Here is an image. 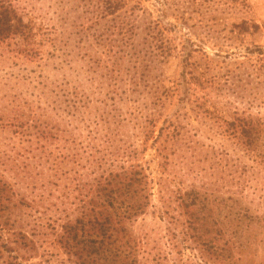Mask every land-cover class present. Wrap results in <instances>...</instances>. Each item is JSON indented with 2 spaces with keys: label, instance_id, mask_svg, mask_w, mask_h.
Segmentation results:
<instances>
[{
  "label": "rangeland",
  "instance_id": "rangeland-1",
  "mask_svg": "<svg viewBox=\"0 0 264 264\" xmlns=\"http://www.w3.org/2000/svg\"><path fill=\"white\" fill-rule=\"evenodd\" d=\"M140 1L148 19L159 21L165 39L174 46L172 57L182 58L181 43L186 44L187 39L190 61L202 70L206 68L199 85L186 73L185 79L192 83L182 104L175 105L183 90V62L169 61L155 67L151 73L154 79H128L131 74L126 68H131V63L127 58H121L114 68L108 62L116 51L114 44L112 49L107 41L96 44L97 34L92 32L102 22L107 21L110 27L112 23L106 17L99 27L92 26L96 16L93 4L83 0H16L25 14L36 16V23L42 21L51 34L29 53L12 43H0V176L23 199L22 211L14 210L13 217L19 219L23 213L22 229L36 245L30 258L20 260L22 264H75L57 243V235L61 224L73 220L81 205L89 202L85 196L89 187L84 183L96 168L94 161L103 157L104 161L119 158L126 162V153L135 150L136 158L125 165L142 166L147 175L148 203L145 212L127 224V230L138 240L141 264H153L158 250L170 252L162 199L172 195L169 187L177 183L175 175L183 180V186L196 181L208 192L212 186L201 187L202 182L220 181L221 199L235 206L233 211L222 209L219 217L222 241L235 252L234 264H264V224L244 220L238 209L248 207L260 218L264 216V0L201 3L190 17L213 24L210 33L201 24L189 29L176 17L182 11L191 13L184 0H170L172 5L177 3L174 10L164 7L162 0ZM137 12L141 14V10ZM214 18L225 27L214 24ZM242 22L247 30L237 34ZM103 32L112 41L117 37L110 30ZM84 34H90L89 38ZM165 74L171 84H180L179 90L156 118L151 112L150 89L159 82V75ZM134 80L141 83L137 90L131 84ZM177 106L181 107V117L174 121L182 126L186 138L167 171L161 173L153 139L162 120ZM239 116L255 125L257 140L249 153L225 133L226 122ZM41 129L52 136L38 137ZM134 134L141 137L136 147ZM210 204L214 206L212 197ZM190 253L183 250V258ZM3 255L0 264L10 260ZM171 255L160 260L171 264Z\"/></svg>",
  "mask_w": 264,
  "mask_h": 264
},
{
  "label": "trees",
  "instance_id": "trees-1",
  "mask_svg": "<svg viewBox=\"0 0 264 264\" xmlns=\"http://www.w3.org/2000/svg\"><path fill=\"white\" fill-rule=\"evenodd\" d=\"M83 1L85 4H93V8H95L93 14L96 16L91 22L92 26L98 25L99 27L101 19L106 17L110 19L109 21L114 26L112 30L110 29L112 25L110 27V23L105 21L92 34H97L95 38L97 45L102 41L98 46L107 41L111 44L112 49L114 44L116 51L109 59L108 62L111 63L109 65L115 68L120 65L121 58H127L126 61L131 63V68H126L127 74H131L128 79H154L151 73L155 67L166 66L169 61L183 62L184 68L180 72V83L183 90L180 97H177L175 105L183 103L187 91L191 89L188 86L189 83L200 84L199 79L204 78L206 68L202 70L195 61H190L191 44H188L186 39V44L181 43L182 58L172 57L174 46L165 39L164 29L159 21H151L148 19L149 15H145V11L141 9L142 2L140 0ZM169 1L162 0V4L164 7L173 9V6L177 5V0L173 2V5ZM184 1L191 13L188 15L186 11H182L181 15L176 17L189 29L201 24L210 33L213 24H203L202 20L195 21L194 18H191L192 13L198 12L200 4L209 0ZM21 8L16 4V0H0V43H12L16 49L23 53H29L33 52L34 45H40L45 38L49 40L51 34L42 21L36 23V16H32V13L25 14ZM137 10H141V14ZM161 12L162 15H165L164 9ZM190 21L193 22L190 23ZM212 21L216 25L225 27V24H222L218 18H214ZM206 22L208 21L206 20ZM141 23L142 27L139 26ZM245 25V22L240 24L237 34L247 30ZM137 28L141 32L135 33ZM104 30H110L109 33L112 32L117 37L113 41L105 38ZM81 31L85 33L84 29ZM89 36L90 34L85 35V38H89ZM54 38L56 39V37ZM138 38H140L139 41ZM50 40L53 42L52 39ZM131 69L134 71L131 72ZM186 73H189L192 82L185 79ZM159 76L160 78L156 80L159 82L155 83L154 89H150L152 90L151 112L156 118H159L165 109L167 101L177 95L176 92L180 85L178 82L171 84L169 75ZM109 77L111 76L109 75ZM184 81L185 84H183ZM131 84L136 90L141 86V83L136 80ZM146 105L143 103V106ZM180 108V106L175 107L172 115L162 120L158 127V133L153 139L154 145L157 143L155 154L159 158L161 173L167 171L169 163L173 162V159L178 155L177 150L181 144H184L182 142L186 138L182 126L177 125L174 121L178 120L181 115ZM196 108L198 110V105ZM15 119V115L11 117L10 124L15 125L13 124ZM226 123L228 127L225 133L230 137L233 136L245 152L253 151L252 146L257 140L254 136L256 130L253 122L239 116ZM34 128H38L37 125H34ZM37 132L38 137H46L48 133L51 134L46 129ZM134 137L135 147L139 146L142 133L141 137L138 134H134ZM114 142L112 141L111 145ZM116 147L119 148L118 143H116ZM133 153H126L128 156L124 158L126 162L130 163L131 158H136L135 150ZM70 157L73 158V154ZM63 158L65 159L67 156L64 155ZM262 158L264 160V157ZM94 162L96 168L91 170L89 180L84 183L89 187L85 195L88 196L89 202L81 205V210L73 220L61 224L57 243L74 258L75 264H141L137 255L139 253L138 240L130 235L127 224L132 223L146 210L148 203L147 175L143 172L141 165L136 163L125 165L126 162L119 158L104 161L102 157ZM194 177H197V174ZM175 179L177 183L173 187H169L172 189V195L168 199H162L168 219L165 231L168 239L167 248L170 252L164 253L158 250L154 256L153 264H163L162 260L168 259V255L173 252L175 254L171 255V264L236 263V258L233 259L235 252L227 241H222L223 228L219 221L222 209L233 211L235 206H230L232 202L226 205L224 199H221V195L218 193L220 181H208L206 184L202 182L201 187L212 186L208 192L206 187L199 188L196 181H191L183 186L181 178L178 179L175 175ZM17 196L18 193L13 186L0 176V258L4 256L3 254L10 258L9 261L3 260V264H22L20 259L30 258L33 251L36 250L34 240L22 229L24 227L22 224L23 213L19 214V219L13 217L16 214L14 210L22 211L21 206L24 204L23 199H19ZM210 197H212L215 207L210 204ZM238 209L244 220L251 223L262 224L263 222L264 224V216L260 218L255 211L252 213L248 207L244 209L238 207ZM172 211L176 215H172ZM28 225L30 224H25V226ZM16 226L18 229L15 228ZM186 249L192 255L184 259L182 254ZM22 251L27 255L21 257L20 252Z\"/></svg>",
  "mask_w": 264,
  "mask_h": 264
}]
</instances>
